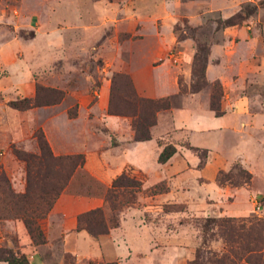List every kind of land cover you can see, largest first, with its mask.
<instances>
[{"label":"rangeland","instance_id":"374dc122","mask_svg":"<svg viewBox=\"0 0 264 264\" xmlns=\"http://www.w3.org/2000/svg\"><path fill=\"white\" fill-rule=\"evenodd\" d=\"M195 54L206 58L201 84ZM184 111L226 125L190 137L172 125ZM37 131L52 155L83 157L60 194L101 199L118 227L95 238L78 231L96 241L76 256L63 251L47 214L38 222L44 241L34 244L2 211L0 180V250L29 264H189L197 249L221 255L228 246L216 228L201 243L205 218L264 221V0H0V174L14 194L24 193L25 172L12 149L37 153ZM151 138L160 150L175 148L169 171L197 170L159 178ZM107 169L113 176L101 182L95 173ZM241 170L250 174L244 185ZM121 173L141 181L140 191L117 195L110 211L103 197ZM216 178L228 180L218 186ZM158 184L178 187L156 199L149 190Z\"/></svg>","mask_w":264,"mask_h":264},{"label":"trees","instance_id":"16d2710c","mask_svg":"<svg viewBox=\"0 0 264 264\" xmlns=\"http://www.w3.org/2000/svg\"><path fill=\"white\" fill-rule=\"evenodd\" d=\"M200 51V50H199ZM204 53V51L202 50ZM201 60L200 66L196 68L197 62ZM206 58L199 59L197 54L193 57L192 76L196 82L202 83L204 64ZM137 102L147 103L153 106L155 111L161 109L159 102L152 100H142L135 97ZM14 108L24 109L11 103ZM28 104L25 108H28ZM33 105V104H32ZM210 110L217 116L218 111L210 105ZM37 153H27L18 149H12V153L17 160L24 165L25 185L24 193L17 195L12 193L8 186V181L3 172L0 174V180L6 186L5 207L3 210L11 213V216L22 221L23 226L34 244H42L44 239L38 226L49 212L54 202L65 188L67 182L76 168L83 165L82 155H52L42 133L37 131L33 136ZM138 141L147 140V138H136ZM196 150V148H191ZM175 153V148L171 145H165L157 155V163L164 164ZM245 175L242 184H247L250 180V174L241 170ZM225 176V175H223ZM228 179L216 178L218 186H222ZM141 181L135 180L123 173L113 178L110 186L105 192L103 201L110 211L115 210L114 201L117 195L128 192L135 194L140 191ZM167 191L165 184H158L149 190L150 195L165 193ZM0 193H3L0 186ZM264 202V198L260 199ZM3 201V200H2ZM173 204L164 205L165 207ZM251 219H236L232 217L225 218H205L200 225L202 233V245L206 243L205 234L209 226L218 230V236L227 246L228 250L221 255H212V257H201L200 249L195 250L194 258L189 264H264V221H253ZM118 227L116 219L106 218L104 212L99 209H93L76 216L75 231H85L89 236L95 238L108 233L109 229ZM203 258V259H201ZM0 261L5 264H29L26 257L18 252L0 250ZM110 264V263H109Z\"/></svg>","mask_w":264,"mask_h":264},{"label":"crops","instance_id":"0c3cea01","mask_svg":"<svg viewBox=\"0 0 264 264\" xmlns=\"http://www.w3.org/2000/svg\"><path fill=\"white\" fill-rule=\"evenodd\" d=\"M207 73H208V68L206 67L205 74L207 75ZM177 115L178 114L174 115L172 125H174V127L181 126L186 131H189L190 133L189 132L188 133H189L190 137L192 134H195V133H198V134L210 133V132H213L215 130H219V128H221V130H222V127H225V125H226V123H225V125L223 123L220 126H210L207 124V122H209V120L211 118H220V120L224 121L225 120L224 117H210L207 119L206 118H200L198 120L192 121L190 119V117L186 116V115H188L187 112L182 114L183 116H186V119H185V117L182 118L181 117L182 115L177 117L178 118L177 119L176 118ZM162 129H164L163 126H162ZM190 137L188 139L189 143H190ZM148 141H150L152 143V146L154 149L156 166L160 171H162V174L159 176V178H161L162 180H165L167 183L172 182L182 172H185L187 170H197V169L188 168L182 172H180L181 169H180V171H169L170 169L168 167L171 166L172 163L167 162L164 164H158L156 159H157V155L160 151V147L156 144V142L153 138H151ZM190 146H192L191 143H190ZM123 161L126 162L128 165L136 168L140 172H143L146 174L145 171L139 169L137 166L131 164V162L129 160H127V154L126 153L123 154ZM181 168H182V166H181ZM205 169L206 168H203L202 170H205ZM177 172H179V173L176 174ZM95 174H97V176L100 177L101 182L108 181V179H110L113 176L111 169H107L106 171L100 170L99 172H97ZM200 177L204 178L202 173H200ZM196 179H199V178H196ZM175 187L177 188L178 186H174L173 188H171L170 185L169 186L166 185L167 191L165 193L169 192V190L172 193V190L176 189ZM218 188H220V187H218ZM241 190H243V189L241 188ZM222 191L224 192L225 196H228L230 194V192L228 190L222 189ZM165 193H162V194H165ZM159 195H156L155 198L157 199V196H159ZM101 206H102V200L101 199H97V198L95 199V198L83 197V196L82 197H73V196H69L67 194H63V193L60 194V196L56 199V201L54 202L52 208L50 209V211L47 215V223H50L51 220L54 222L52 226L55 227V229L57 230V234L60 237V242H61V246L63 248V251L70 253L72 255H76V256H78V254H79L78 252H81V251L86 252V253L88 251L90 253L93 251L92 245L94 244V242L96 240L88 237L86 234L75 231L76 216L78 214H81V213L88 211L90 209L100 208ZM19 235L21 236L22 233L19 232ZM28 241L29 240L26 239V232L24 230V245L25 246L28 245L27 244ZM32 250H33L31 253L32 254V261L35 262L36 257H37L36 255H38V248L34 247ZM37 264H40V263H37Z\"/></svg>","mask_w":264,"mask_h":264}]
</instances>
